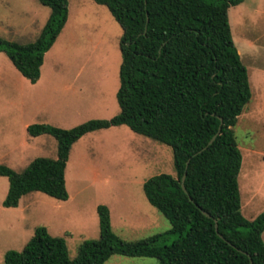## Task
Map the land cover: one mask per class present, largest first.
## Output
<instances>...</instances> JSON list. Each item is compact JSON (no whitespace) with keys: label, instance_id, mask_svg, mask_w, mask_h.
Returning <instances> with one entry per match:
<instances>
[{"label":"trees","instance_id":"obj_1","mask_svg":"<svg viewBox=\"0 0 264 264\" xmlns=\"http://www.w3.org/2000/svg\"><path fill=\"white\" fill-rule=\"evenodd\" d=\"M37 1L49 8V15L34 40L0 37V51L32 83L68 18V0ZM93 1L106 6L122 30L119 111L71 128L29 124L30 136L55 138L56 158L35 157L20 171L0 164V176L8 179L2 205L16 207L30 192L66 200L65 168L72 145L89 132L125 125L172 150L175 174L159 173L143 183L147 201L171 228L142 240H123L112 229L108 207L100 204L99 236L83 240L74 258L64 237L37 226L21 250L5 252L4 263L103 264L119 254L154 257L159 264H264V210L252 219L242 214V154L234 132L252 95L228 13L244 0ZM220 119L219 134L200 151L218 131ZM184 172L186 192L181 187ZM170 234L177 237L166 244Z\"/></svg>","mask_w":264,"mask_h":264},{"label":"rangeland","instance_id":"obj_2","mask_svg":"<svg viewBox=\"0 0 264 264\" xmlns=\"http://www.w3.org/2000/svg\"><path fill=\"white\" fill-rule=\"evenodd\" d=\"M228 13L252 93L234 126L242 154L241 211L252 219L264 210V0H244ZM48 14L49 8L37 0H0V37L32 41ZM121 33L106 6L68 0L67 22L45 53L36 82L24 78L0 51V164L20 171L35 157L56 158L55 138L29 136V124L71 128L118 113ZM159 173L175 174L171 148L120 125L89 132L72 145L65 168L66 200L30 192L16 207L6 208L2 200L8 179L0 176V264H5L7 250L22 249L37 226L64 237L69 257L74 258L83 240L99 236L100 204L108 207L112 229L123 240H142L169 230L170 222L143 192L145 180ZM176 237L170 234L165 243ZM103 264L159 261L114 254Z\"/></svg>","mask_w":264,"mask_h":264},{"label":"water","instance_id":"obj_3","mask_svg":"<svg viewBox=\"0 0 264 264\" xmlns=\"http://www.w3.org/2000/svg\"><path fill=\"white\" fill-rule=\"evenodd\" d=\"M221 125H222V120L220 119V125H219V127H218V131H217L216 134L213 135V137L209 140V142L207 143V145L204 146L200 151L205 150L206 147H207L208 145H210V144L215 140L216 136H217V135L219 134V132H220ZM200 151H199V152H200ZM187 165H188V161L186 162V166H187ZM185 176H186V174H185V172H184L183 175H182V177H181V187H182V189L186 192V188H185V185H184ZM204 213H205V215L210 216L208 212H204ZM215 227H216V229H217V223H215ZM219 235H220V234H219ZM220 236H221V235H220Z\"/></svg>","mask_w":264,"mask_h":264},{"label":"crops","instance_id":"obj_4","mask_svg":"<svg viewBox=\"0 0 264 264\" xmlns=\"http://www.w3.org/2000/svg\"><path fill=\"white\" fill-rule=\"evenodd\" d=\"M49 15V14H48ZM67 22V21H66ZM66 24V23H65ZM64 28V27H63ZM63 30V29H62ZM251 42V41H250ZM249 42V43H250ZM238 50V49H237ZM238 53H240L239 51H238ZM240 55V54H239ZM10 60V59H9ZM12 63V62H11ZM14 66V65H13ZM20 73V72H19ZM249 76V75H248ZM25 78V77H24ZM28 80V79H27ZM119 87V86H118ZM252 96V95H251ZM250 100H251V98H250ZM249 100V101H250ZM249 103V102H248ZM29 135V134H28ZM42 135H47V134H42ZM30 136V135H29ZM40 136V135H39ZM31 137H36V136H31ZM29 140L31 141V139L29 138ZM242 164V163H241ZM241 169V168H240ZM5 177V176H4ZM238 184H239V182H238ZM7 190H8V188H7ZM250 195V194H249ZM252 201H253V199H252V196H250V201H249V205H251L252 204ZM6 208H9V207H6Z\"/></svg>","mask_w":264,"mask_h":264}]
</instances>
